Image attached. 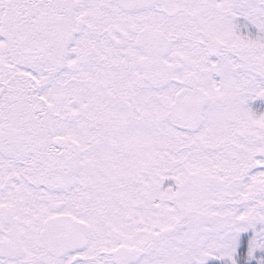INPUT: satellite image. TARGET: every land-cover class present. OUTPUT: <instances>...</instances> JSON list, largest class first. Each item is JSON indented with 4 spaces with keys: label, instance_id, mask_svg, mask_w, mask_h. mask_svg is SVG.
Returning <instances> with one entry per match:
<instances>
[{
    "label": "snow or ice",
    "instance_id": "obj_1",
    "mask_svg": "<svg viewBox=\"0 0 264 264\" xmlns=\"http://www.w3.org/2000/svg\"><path fill=\"white\" fill-rule=\"evenodd\" d=\"M0 264H264V0H0Z\"/></svg>",
    "mask_w": 264,
    "mask_h": 264
}]
</instances>
